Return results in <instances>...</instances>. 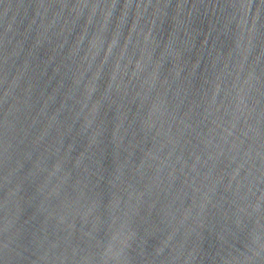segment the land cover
<instances>
[{"label":"water","instance_id":"1","mask_svg":"<svg viewBox=\"0 0 264 264\" xmlns=\"http://www.w3.org/2000/svg\"><path fill=\"white\" fill-rule=\"evenodd\" d=\"M0 264H264V0H0Z\"/></svg>","mask_w":264,"mask_h":264}]
</instances>
